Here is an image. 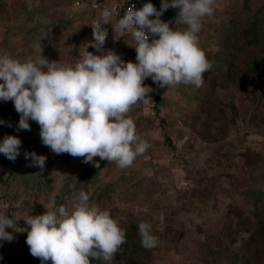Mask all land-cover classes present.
Returning a JSON list of instances; mask_svg holds the SVG:
<instances>
[{
  "label": "rangeland",
  "instance_id": "1",
  "mask_svg": "<svg viewBox=\"0 0 264 264\" xmlns=\"http://www.w3.org/2000/svg\"><path fill=\"white\" fill-rule=\"evenodd\" d=\"M104 3L110 4L109 0ZM239 3L216 0L213 15L201 21L199 47L213 66L219 25ZM178 12L176 8L169 20L173 30L183 28L176 25ZM94 20L90 0H0V56L24 62L42 55L50 62L74 67L72 58L89 49L87 39L93 36ZM108 36L113 37L112 48L117 46L111 31ZM144 85L153 89L149 93L152 100L155 83L147 78ZM161 96L158 116L152 101L138 103L128 114L137 135L150 147L124 169L99 157L85 163L83 157L55 154L43 145L35 121H28L30 131L20 129L14 103L0 100V142L5 136L25 142L15 161L0 153V197H4L0 214L14 223V228L6 229L13 239L0 240L1 247L11 246L20 231L30 228L26 224L29 216L56 211L61 205L71 212L73 196L83 190L90 205L101 210L116 207L129 220L149 222L152 235L158 238L149 264H210V256L200 245L205 236L217 234L228 222L253 219L246 197L233 189L239 185L245 164L264 159V91L258 83L245 94L219 89L216 100L232 106L220 112L222 122L216 124L226 127L225 132L212 130L209 136L191 127L196 115L212 120L200 102L199 88L181 84L167 88ZM160 118L175 152L164 142ZM25 153L45 156L44 169L29 166L32 161ZM53 194L54 205L50 203Z\"/></svg>",
  "mask_w": 264,
  "mask_h": 264
},
{
  "label": "clouds",
  "instance_id": "2",
  "mask_svg": "<svg viewBox=\"0 0 264 264\" xmlns=\"http://www.w3.org/2000/svg\"><path fill=\"white\" fill-rule=\"evenodd\" d=\"M215 4L216 0H162L160 11L152 3L139 10L133 4L112 27L115 39L131 34L136 63L123 61L111 50L102 55L86 50L74 67L50 62L42 55L24 62L0 56V100L14 103L20 129L30 131L28 121H35L43 145L55 154L83 157L85 163L99 157L128 168L150 147L137 135L128 115L138 103L152 101L153 89L144 81L151 78L161 88L181 84L199 88L204 73L211 71L213 63L199 47L198 33L203 18L213 15ZM170 7L179 9L176 25H183L182 29L173 30L160 19ZM114 15H119L115 6L100 12L91 24L94 43L88 46L102 52L108 35L103 25ZM150 35L158 38L150 41ZM21 145L17 137L5 136L0 153L15 161ZM25 158L31 159L29 166L41 170L47 159L35 153H25ZM89 199L81 190L72 198L71 212L61 205L56 211L29 216L30 230L24 231L31 255L42 264L49 260L52 264L114 261L126 243L125 231L109 211L90 205ZM50 203L55 204V194ZM9 228H14L13 220L0 214V240L13 239L6 231ZM138 228L141 246L156 247L158 238L152 235L151 225L142 221Z\"/></svg>",
  "mask_w": 264,
  "mask_h": 264
},
{
  "label": "trees",
  "instance_id": "3",
  "mask_svg": "<svg viewBox=\"0 0 264 264\" xmlns=\"http://www.w3.org/2000/svg\"><path fill=\"white\" fill-rule=\"evenodd\" d=\"M28 13L31 16L32 13ZM218 32L220 36L214 66L205 73L203 86L199 87L200 102L212 120L196 115V122L194 120L191 124L195 133L207 136L215 131L225 132L226 127L216 124L219 120L222 122L220 112L232 106L216 100L219 89H234L239 94H245L252 90V84L258 83L264 91V2L240 0L239 5L229 13V18L221 22ZM166 89L155 85L152 106L156 116L161 112L158 103ZM158 125L163 132L164 142L174 151L175 147L164 133L162 118ZM244 168L242 176L238 177L239 185L234 187L233 192L246 197L247 209L253 219L228 222L217 234L205 236L200 245L210 256V264H264V159L245 164ZM3 199L0 197V205ZM106 210L125 231L126 243L122 245V252L116 253L114 261L92 259L91 264H149L154 248L141 246L138 225L143 219L129 220L127 214L116 207L109 206ZM24 230L17 234L11 246L0 245V264H42L40 258L31 255L26 243L27 231ZM44 264L52 262L49 260Z\"/></svg>",
  "mask_w": 264,
  "mask_h": 264
},
{
  "label": "crops",
  "instance_id": "4",
  "mask_svg": "<svg viewBox=\"0 0 264 264\" xmlns=\"http://www.w3.org/2000/svg\"><path fill=\"white\" fill-rule=\"evenodd\" d=\"M90 1H91L92 12L94 13L95 18L97 19L99 17L100 12L104 8H107L108 5H106L104 3L105 0H90ZM120 1H121V3H119L118 0H109L110 4L111 3L123 4L124 2H127V0H120ZM94 6H96V7H94ZM112 25L114 26L112 18H111V22L110 23L103 25L104 29L108 32V34H109L110 31H111V34H114V33H112V30H113ZM112 39H113V37H111V36L109 37L107 35L106 42H105V44L103 46L102 52L101 51L98 52L95 48L90 47V46H88V48H89L88 51L89 52H94L93 53L94 55H102V54H104V52H107V51L111 50V51L115 52L117 55H119L123 61L136 63V51H135V48L130 47V46H134V41L131 38V34L125 35L124 37H120L119 39H117L118 40L117 41L118 42L117 46H114L113 48H112V46H113L112 45L113 44V40ZM91 43H94L93 36H90V38L87 39V44L90 45ZM81 57L77 55V57L72 58L73 59L72 66L74 64H76L78 62V60H80ZM155 85H156V83H155ZM163 96H161V98H160V101L158 103L159 106H161V103L164 100Z\"/></svg>",
  "mask_w": 264,
  "mask_h": 264
},
{
  "label": "built area",
  "instance_id": "5",
  "mask_svg": "<svg viewBox=\"0 0 264 264\" xmlns=\"http://www.w3.org/2000/svg\"><path fill=\"white\" fill-rule=\"evenodd\" d=\"M133 4L136 6V9H137V10H139V9L141 8V7H139L137 4H135L134 2H131V1L124 2L123 4L111 3V4L108 5L107 8H111V7L115 6L116 9H117V12H118V14H119V15H114V16L112 17L114 25H115V23L117 22V20H118L119 18H122V17H123V15H124L125 12L127 11V9H128L129 7H131ZM94 7H96V6H94ZM127 35H128V34H127ZM153 38H156V37H151V35H150V41H151V39H153Z\"/></svg>",
  "mask_w": 264,
  "mask_h": 264
},
{
  "label": "flooded vegetation",
  "instance_id": "6",
  "mask_svg": "<svg viewBox=\"0 0 264 264\" xmlns=\"http://www.w3.org/2000/svg\"><path fill=\"white\" fill-rule=\"evenodd\" d=\"M141 1L142 3H152L155 8L157 9V11H160L161 10V5H162V0H139ZM169 3H171V0H168ZM176 8H168L166 11L163 12V14L160 16V19L163 21V22H166V23H170L169 20L171 18H173V16L175 14H173V11L175 10ZM152 19H155V17H152Z\"/></svg>",
  "mask_w": 264,
  "mask_h": 264
},
{
  "label": "water",
  "instance_id": "7",
  "mask_svg": "<svg viewBox=\"0 0 264 264\" xmlns=\"http://www.w3.org/2000/svg\"><path fill=\"white\" fill-rule=\"evenodd\" d=\"M127 1H131V2H134L135 4H137L139 7H143V5L144 4H146V3H142L141 1H139V0H127ZM147 3H149V2H147Z\"/></svg>",
  "mask_w": 264,
  "mask_h": 264
}]
</instances>
